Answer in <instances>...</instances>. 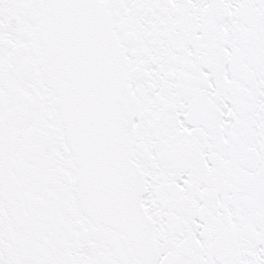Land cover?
I'll list each match as a JSON object with an SVG mask.
<instances>
[{"label": "snow or ice", "instance_id": "6c2138e0", "mask_svg": "<svg viewBox=\"0 0 264 264\" xmlns=\"http://www.w3.org/2000/svg\"><path fill=\"white\" fill-rule=\"evenodd\" d=\"M0 264H264V0H0Z\"/></svg>", "mask_w": 264, "mask_h": 264}]
</instances>
